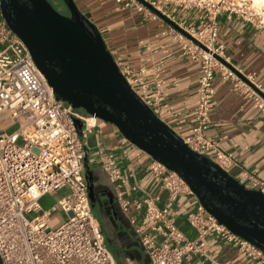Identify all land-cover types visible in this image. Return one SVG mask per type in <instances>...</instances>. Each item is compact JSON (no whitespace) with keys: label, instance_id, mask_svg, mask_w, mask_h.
<instances>
[{"label":"built area","instance_id":"obj_1","mask_svg":"<svg viewBox=\"0 0 264 264\" xmlns=\"http://www.w3.org/2000/svg\"><path fill=\"white\" fill-rule=\"evenodd\" d=\"M114 1L124 9L160 18L150 10L154 9L176 25L168 24L166 34L180 44L190 61L198 63L194 124L190 134L182 140L192 152L227 171V167L234 164L232 156L205 135L209 112L214 106L213 81L219 75L223 81H231L234 87H243L245 96L254 92L242 86L224 46L218 44L217 19L224 14L229 19L236 17L264 27L263 18L246 0ZM169 5L197 11L196 25L189 27L174 22V16L164 10ZM119 71L143 100L144 71H133L129 67L119 68ZM148 105L158 117L168 113L159 85ZM258 108L264 112V99L260 100ZM1 113H7L11 125H17V129L9 135H0V264H116L91 210L84 163V140L102 121L55 99L27 48L7 27L0 12ZM77 122L81 124L80 134ZM96 161L114 191L119 210L127 215L129 211L141 213L142 223H136L135 215H130L128 220L148 264H182L194 256L210 259L205 239L211 233L221 235L249 258L264 262V251L228 230L199 202L186 216L195 235L189 237L178 228L170 211L180 194L193 193L185 181L165 165L153 159L148 165L153 180L167 193L165 202L159 205L150 192L136 184L130 191L140 192L141 198L128 196L126 179L110 148L100 147ZM245 187L264 193V180L249 175ZM63 189L65 193L56 205L47 210L41 207L42 196ZM57 209L66 217L51 227V215ZM28 214L32 217L28 218Z\"/></svg>","mask_w":264,"mask_h":264},{"label":"crops","instance_id":"obj_2","mask_svg":"<svg viewBox=\"0 0 264 264\" xmlns=\"http://www.w3.org/2000/svg\"><path fill=\"white\" fill-rule=\"evenodd\" d=\"M73 2L94 25L118 68L144 71L146 92L142 98L146 103H151L156 85L160 86L168 113L159 118L179 137H187L194 124L198 63L190 61L180 44L166 34L168 23L133 9H124L114 0ZM167 10L170 16H174V22L189 27L196 25L197 11L176 7ZM217 20L218 44L224 46L231 66L244 84L242 86L254 93L245 96L243 87L236 88L231 81H223L216 75L213 81L214 106L209 112L210 122L205 135L217 141L220 149L232 156L234 164L227 167V172L245 185L249 175L264 180V112L258 108L260 100L264 99V27L253 26L236 17L229 19L224 14ZM10 125L9 115L1 113L0 134H6ZM84 141L85 173L92 184L91 210L102 230L106 248L116 264H148L128 220L130 215H135L136 223H142L141 213L129 211L127 215L119 210L114 191L101 171L96 155L100 147L110 148L126 179L128 196L141 198L140 192L130 191V187L136 184L150 192L157 204L162 205L167 193L153 180L148 170L152 159L128 143L109 123H99ZM63 193L44 195L39 203L52 197L55 205ZM198 202L194 194H180L170 211L175 224L189 237L195 233L186 216ZM94 207L97 213H94ZM59 215L58 219L62 221V212ZM59 223L55 222V225ZM205 243L210 259L194 256L182 264H264L249 258L217 233L209 234Z\"/></svg>","mask_w":264,"mask_h":264},{"label":"water","instance_id":"obj_3","mask_svg":"<svg viewBox=\"0 0 264 264\" xmlns=\"http://www.w3.org/2000/svg\"><path fill=\"white\" fill-rule=\"evenodd\" d=\"M61 1L69 16L48 0H0L7 27L27 48L55 99L113 125L128 143L176 172L219 223L264 251V193L245 187L207 157L192 152L130 88L98 31L73 0ZM77 129L80 134L79 122Z\"/></svg>","mask_w":264,"mask_h":264},{"label":"rangeland","instance_id":"obj_4","mask_svg":"<svg viewBox=\"0 0 264 264\" xmlns=\"http://www.w3.org/2000/svg\"><path fill=\"white\" fill-rule=\"evenodd\" d=\"M247 2H248V4L256 11V12H258V14L263 18V21H264V7H262L261 5H259V6H257V5H255L254 3H253V1L252 0H246ZM49 3H50V5L56 10V11H58L60 14H62V15H67V10L65 9V6H64V4L63 3H61V1L60 0H50L49 1ZM170 7H172V8H175L173 5H169V6H167L164 10H166L167 12H166V14H169L168 13V8H170ZM176 8H178V9H181V8H179V7H176ZM176 21V20H175ZM167 24V23H166ZM9 120H10V118H9ZM16 129H17V125H10L9 126V128L7 129V135H9V134H11V133H13L14 131H16ZM0 135H4V134H0ZM60 191H64V193H65V190L63 189V190H60ZM63 193V194H64ZM54 203H55V198H47V199H45V200H43V201H40V204H41V206L44 208V209H47V208H49V207H51V206H53L54 205ZM56 205V204H55ZM93 211H94V213H97V211H96V208L94 207L93 208ZM61 213V211L59 210V209H57L56 210V212H53L52 213V215H51V227H55V226H57L58 224H56L55 225V222H61V221H59V214ZM62 215H63V217L65 218L66 217V215L64 214V213H62ZM27 217L28 218H31L32 217V214H28L27 215Z\"/></svg>","mask_w":264,"mask_h":264},{"label":"bare ground","instance_id":"obj_5","mask_svg":"<svg viewBox=\"0 0 264 264\" xmlns=\"http://www.w3.org/2000/svg\"><path fill=\"white\" fill-rule=\"evenodd\" d=\"M252 1L255 5L257 6L261 5L262 7H264V0H252Z\"/></svg>","mask_w":264,"mask_h":264},{"label":"flooded vegetation","instance_id":"obj_6","mask_svg":"<svg viewBox=\"0 0 264 264\" xmlns=\"http://www.w3.org/2000/svg\"><path fill=\"white\" fill-rule=\"evenodd\" d=\"M50 0H48V2H49ZM61 1V0H60ZM65 9H66V7H65ZM67 10V9H66ZM67 12H68V10H67ZM64 16H69V12L67 13V15H64Z\"/></svg>","mask_w":264,"mask_h":264},{"label":"trees","instance_id":"obj_7","mask_svg":"<svg viewBox=\"0 0 264 264\" xmlns=\"http://www.w3.org/2000/svg\"><path fill=\"white\" fill-rule=\"evenodd\" d=\"M61 3H63V2L61 1Z\"/></svg>","mask_w":264,"mask_h":264}]
</instances>
